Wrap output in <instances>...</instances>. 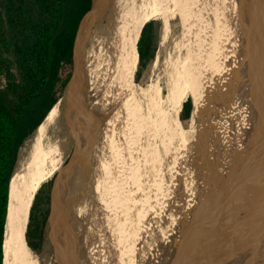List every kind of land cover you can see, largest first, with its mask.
I'll list each match as a JSON object with an SVG mask.
<instances>
[{
    "label": "bare ground",
    "instance_id": "obj_1",
    "mask_svg": "<svg viewBox=\"0 0 264 264\" xmlns=\"http://www.w3.org/2000/svg\"><path fill=\"white\" fill-rule=\"evenodd\" d=\"M185 1L187 0H109L108 5L103 9V11L92 18L86 26V29L88 27L89 29H85L82 48L78 56L79 74L77 99L80 100V104L78 102L77 105L75 102L72 106V104L68 105V102H66L65 99H58L57 103L48 112L42 123L34 130L30 137L26 139L19 149L17 165L13 171L9 186L8 212L3 243V264H36L25 253V251L32 253L24 236L31 200L38 186L46 181L63 162L72 143L68 134H74L75 137L78 133V126L80 122L84 123L87 120L86 117L89 120V117L92 114L100 111V116L97 121H94L95 117H92L91 119V122L93 121L91 124L95 126L97 133L95 136L96 139H94V146L91 151L92 153H90V157L92 156V159L95 158L94 156H97L94 161H99L97 162V166L99 167L97 171L100 173L105 171L102 166L105 167V165H108L106 164L107 161H105L107 160L106 149H109L111 154H115L116 150L119 151L121 149H123V153H130L132 152V149L138 150V146L135 145L136 143L134 141L136 138L138 140L141 136H139V129L141 130L140 127L142 125V121L144 122L145 120V124L146 121H149L147 126L150 127L151 122L154 123L158 118H160L157 115L160 109L154 110L149 108V111L144 109L147 105H149L148 99H151L150 96H152V93L147 96V91H141L139 87L135 90H130L128 93L126 91L128 83L131 86L133 85L132 79L138 60L136 44L139 39L140 31L144 24L150 19L155 18L160 14H164L165 21L163 26L165 31L163 34L165 36L168 26L167 19L169 12L175 10L173 8L178 6L179 12L183 15L186 6L183 8L181 4ZM215 1L216 3H219L220 6L221 4L227 5L226 10L224 11H222L223 6L220 7V13L222 15L226 11V13H228L230 24L234 26L233 31H235V33L231 38H233V40L235 39L233 43H235L236 52L233 55L234 62L232 63L235 70L233 71L231 67L232 73L236 75L243 67V71H246L245 67H251V69L248 73H246L248 77L246 83H244L246 77L242 74L243 78L241 75L238 79L239 85L233 83L234 85L231 86L229 94L228 90L223 89V86H221L223 91H219V102L224 104V99H228L229 101V105L227 107L228 109L223 107L227 112L224 125H220L218 118V122L213 127H209L208 129L206 127L203 132L200 131V154L203 152L205 157L209 155V159L205 162L201 160L200 163L201 172L199 180L201 183L200 181L198 182L200 183L199 192H197V190L196 195L194 194L190 197L187 196L189 199L187 198L188 200L184 203L180 201L182 203L180 204L181 206L174 205L175 201H173V208L168 209L167 213L164 212L165 215L163 213L164 216H162L161 219L157 213H152L154 212L153 210L147 216L144 214L145 211H143V208L145 207V204L149 203L151 205L152 200L150 198L148 200V197H150V192H152V190L143 187V189L137 188L136 183L132 180L133 177H135V173L131 175L133 173L131 171V174H129L131 176L128 178H131L130 181L134 188L131 190V194L129 193L128 195L136 197L132 199L135 202L133 204L134 210L132 209L131 214L129 213L130 209H127L126 219L130 217V220L128 219L127 221H130L129 223H131L134 228L131 229V233L130 229L129 232L126 231L127 236H125V238L128 239L125 241L122 228V226L124 227V223H122V220L118 223L117 218L120 214L119 211L125 212L123 205L122 207L120 206L121 203L119 205V201H121L119 199V191L115 185H112L113 188L109 187V183L113 180L108 183L101 175L98 177L99 179L96 180V174H94L95 168L91 167L90 171L83 168L86 161H89L87 164L91 163V161L88 160L90 158L89 155H84L85 152L83 148V156L80 157L78 164L68 172L65 182L63 183V186H61L60 198L53 201L55 216L49 226L50 241L48 245H53L54 248L52 249L55 250L54 253L56 252L54 256L61 264H98L97 261H99V264H167L176 251L177 246L186 236L197 217L206 218L212 215V217L215 218L217 225L225 223L229 219L227 218L228 216L224 217V212L225 210H230L231 208V200H229L230 191L233 189V184L237 183L242 184V186L240 185L242 192L248 191L245 194L243 193L244 195L238 199V202L242 204V206L236 207V213L233 215V217L237 220L231 222L232 225L229 228V233L224 231V233H222V238L219 234L220 238L216 239L215 248H213L214 251L208 261L207 259L205 260V263L264 264V213H262L261 210V214L258 215L259 212L256 210L257 206L255 205L257 200L254 198L260 195L257 184L264 180V29L259 19V11L257 10L255 0ZM204 5H206V3ZM205 21L207 22L206 19ZM187 26L188 25H186V28ZM182 31L184 32V30ZM180 39L181 38H179V40ZM198 41H200V39ZM243 41L245 45L240 47V44L238 43H242ZM192 42H194V40L187 42L188 48L186 47V52L179 54L176 57V59H178L177 62H174V64H171L169 69L165 70L168 72H166V85L170 95L168 102L171 104L170 106L171 109H173L174 116H177L176 107L178 109L180 107H178L177 104L180 102L187 90L192 93V102L194 104L192 115L194 118L200 115L199 111L202 110L200 105L205 98L204 96H200V88H204L201 83L203 82L204 84H208L207 79L203 80V76L200 74V43L198 42V45L194 46L196 42L193 44ZM176 47L178 48V45ZM181 48L183 49L184 47L181 46ZM177 50H180V48ZM250 53H252V55H250ZM205 56H207V54ZM111 69L113 70L108 74ZM212 84L216 85V83H210L208 85L209 88L211 86V90H214ZM240 84H243L244 86L241 87ZM205 87L206 90H208L206 84ZM233 89L238 92L236 96H231ZM244 95L246 103L245 111L243 109H239V113V111L234 110L235 107L233 104H235L236 99L242 100ZM123 96L125 97L123 98ZM207 96L210 97L208 94ZM82 100H85L86 102V113H84L85 105L82 104ZM155 103H157V100ZM114 106L116 107L113 108ZM145 110L147 113L145 114V112H143L144 114H141V112ZM151 111L152 113L155 112V114H151ZM219 111H222V109ZM174 116L173 120L175 122ZM219 116L223 118V113ZM145 117H148V120L147 118L145 119ZM201 118L202 117H200L199 120H202ZM237 118L238 120L240 118L239 122ZM104 119H108L110 122L108 125L109 127L106 125L108 128H106L107 137L105 136L106 140L108 139L109 141L108 146L105 145V142L107 141L105 140L104 142V136L103 133H101L102 127H99V121L105 122L103 121ZM159 125L162 126L161 124ZM165 128L168 129V127ZM143 129H147V127H144ZM125 130H128L127 134H129L127 135V140L131 139L129 143L124 139V137V140L121 141L122 144L117 141L119 146H117V148H112L110 145L111 138H115V136L118 138L122 135L121 133L124 134ZM92 132H94V129ZM208 134H211V138H207L206 135ZM167 135L169 134L166 133V136ZM186 136L188 137V135ZM155 138H157V136ZM163 138L169 139V137L165 136ZM184 139L185 135L183 140L178 141L180 147L184 146ZM83 140H85V138H83ZM170 140L172 141V139H169V141ZM150 141H148L149 145L151 144ZM164 141L167 144L168 141ZM130 142L133 144H130ZM141 142L143 143L142 140ZM163 142L161 141V143ZM209 142L214 145L212 149L208 144ZM82 143L81 146L84 145ZM121 146H124L125 148ZM206 146H208V149H206ZM157 149H159V147ZM123 153L120 152V154ZM132 153L134 154V152ZM133 154L131 155L133 156ZM114 158H116V156ZM139 158L137 159L139 160ZM202 158L205 159L203 156ZM127 161L131 162V160ZM134 161L136 162L135 159H132L133 163H135ZM235 162L237 165L239 164V166H241V170L236 175L235 179L231 181L233 179L231 177L236 173L237 169V167L235 169L234 166ZM133 163H131V165ZM177 165L178 167L182 166V163H177ZM97 166L95 167L97 168ZM130 167L132 169V166ZM204 168L206 169L203 170ZM158 169L162 170L163 173H166V170H169L160 167ZM176 169L177 167L175 165V170ZM125 170L126 169L124 168V173ZM113 171L110 172L113 173ZM204 172L205 177L203 176L204 178L202 179ZM111 175L109 174L108 176L111 177ZM191 175H193V173ZM151 176L153 177V175ZM161 176L162 175H160V177ZM112 177H115L114 179H116L115 175ZM169 178L170 176L168 175L166 181L170 182ZM107 179L110 180L109 178ZM151 182L153 186L154 180ZM141 184L142 183H140V185ZM116 185L118 184L116 183ZM147 186H149V184ZM189 186L191 185L189 184ZM185 187L187 188L186 185ZM216 189H218V191ZM220 189L222 192L218 195ZM215 190L217 191L216 193ZM123 192L124 194H127L125 191H122V193ZM178 192L180 191L178 190ZM178 192L176 191V193ZM126 197L127 195L121 197V199ZM129 200H131L130 197ZM244 200H246V202L249 200V203L245 202L244 204L242 202ZM164 201H166V198H164ZM123 203H125V201H122V204ZM160 203L156 205L159 206ZM162 204L165 206V203ZM160 208L158 211L163 212ZM214 211L215 213L218 212L219 216H214ZM139 213L143 214L146 223L145 225H142L143 222L140 223V219H138L139 216L137 215ZM246 214H248L249 218L247 217V219H244ZM135 217L138 218L136 219ZM153 219H155V222ZM151 221L156 224V231L150 230L153 223ZM147 223H149V225H147ZM129 226L130 224L126 225L127 229ZM121 239L124 240L125 245L120 244L118 251L114 254L111 245L113 243H115V245L117 243L119 244Z\"/></svg>",
    "mask_w": 264,
    "mask_h": 264
},
{
    "label": "rangeland",
    "instance_id": "obj_2",
    "mask_svg": "<svg viewBox=\"0 0 264 264\" xmlns=\"http://www.w3.org/2000/svg\"><path fill=\"white\" fill-rule=\"evenodd\" d=\"M205 1H207V0H187V1H185L183 4H181L183 8H185V6H186V9H184L185 11L183 12V15H182L181 12H179L178 6H176V8H173L175 10H172L168 14V19H167V25H168L167 26V29L168 30L166 29L165 36L163 34V32L165 31L164 30V26H163L164 25V21H165L164 20L165 19L164 14H160L157 17L152 18V19L149 20V21H155L154 32H153V34H154V43H155L154 53H153V56L150 59H148L144 64L140 63L139 59L137 60L136 69L134 70L133 79H132V84L133 85L131 86L128 83V86H127L128 88H127L126 91L128 93L130 90H135V89H137V87H139V89H141V91H145V92L147 91V96L150 93H152V96H150L151 97L150 100H152V101H150L148 99V102L149 103L148 102L147 103L149 105H147L144 109H146L147 111H149V108L150 109H154V110L160 109V111L158 112L159 114L157 113L158 117H160V118L157 117L158 118L157 121H155L154 123L151 122L150 123V127L147 126L149 124V121H146V124H145V120H144V122L142 121V125H145V126H142L141 125V121H140V125H141L140 128H141V130L139 129L140 132L139 131L138 132H139V136L140 135L141 136L139 137L138 140L136 138L135 141H134L136 143L135 145L138 146V148L136 146V148L138 150L132 149V152H134V154L135 153H137V154L134 155L132 152H130V153L125 152L126 153L125 154L122 151L123 149H121L119 151L121 153H123V154H120V152L116 150L115 151V154L113 153L114 154L113 155V154L110 153L109 149L108 150L106 149V154H107L106 155V159L107 160H105V161H107L106 164H108V165H105V167L102 166L103 170H105V171H103L101 173L99 171H97V169L99 168L97 166V164H98L97 162H99V161H97V162L94 161L97 156H94L95 158L92 159V156L90 157V154H89V157L90 158L88 157L89 158L88 160L91 161L90 164H92V165L87 164V163H89V161L88 162L86 161L85 162V165L83 167L84 169H88L89 171H90V168L91 167L95 168L94 174H96V177H97V178L95 177L96 180L99 179L98 177H100V175L108 183L111 182V180H113V181L115 180L114 181L115 183L113 181L111 183H109V185H110L109 187H112L113 188L114 185L117 187V189L119 191V194H120V198L119 199L121 200V201H119V205L121 203L120 206L122 207V205H123V208L125 209V212L119 211L120 214L117 217L118 218V223H120L121 220H122V223H124V227L122 226V228H123V237L124 238H125V236H127L126 235L127 234L126 231L129 232V229H130V233H131L132 232L131 229L134 228L131 225V223H129L130 221H127L128 219L130 220V217L128 219H126L127 209H130V212L129 213L132 214L133 204L135 203L132 199L136 197V196L134 197L132 195H128L129 193L131 194V192H132L131 190H133V188H134L133 185L131 184V181H130L131 178H128V177L131 176V175H133L135 173L134 174L135 177H133L132 180H134V183H136V187L139 188V189H141L143 187V188H147L149 190H152V192H150V197H148V200H149V198L152 200L151 205L149 203L148 204H145V207L143 205V207H144L143 208V211H145L144 214L147 215V216L153 210L154 212H152V213L153 214L154 213H157V215L160 216V219H161V217L164 216L165 213H167V210L168 209L173 208V206H172L173 205V201H175L174 202V205L181 206L180 204L186 202V200L189 199L187 196L190 197L191 195L192 196L194 194L196 195V191L198 190L197 192H199V190H200L199 187H200L201 181L199 179H200V172H201L200 171L201 170L200 169L201 160L205 162L206 160L209 159V155L205 157V154L203 152H202V154H200V133L203 132V130L206 129V127H207V129L209 127H213L218 122L217 121L218 118H219V121H220L219 122L220 125H224V120L226 118L225 116H227V112L224 110L223 107H225V109H228L227 107L229 105V101H228V99H224V102L225 103L224 104H221L219 102V97H218L219 96V91L222 92L223 89H227L228 90V94H229V90H230L231 86L234 85L233 83H235L236 85H239L238 84V79L240 78V76L242 74H244V77H246L244 83H246V81L248 80V77H247V74L246 73H248L250 71L251 67H248V68L245 67V70L246 71H243V69H244V67H243L236 75H234L232 73V70L233 71L235 70V68H233L234 66H232V63L234 62V56L233 55L236 52V49H235L236 47H235V43H233V41L235 39L233 40V38H231V37L234 35L235 31H233L234 30V26L230 24V21L228 19V13H226V11L222 15L220 13V10H221L220 7L223 6L222 11H224V10H226L227 5H224V4L222 5L221 4V6H220L219 3H216L215 0H208L207 2H205ZM221 1H223V0H221ZM205 3H206V5H204ZM213 5H215V6H213ZM205 12H206V14H205ZM205 19L207 20V22L205 21ZM200 22L203 23V24H201ZM205 24H206V26H205ZM207 24H208V26H207ZM211 24H212V26H211ZM186 25H188L187 28H186ZM180 28L182 30H184V32ZM198 28H199V30H198ZM195 30H197V31H195ZM167 31H168V33H167ZM161 34H163V35H161ZM198 35H200V36H198ZM139 37H140V35H139ZM161 37H162V39H161ZM179 38H181L180 40L183 43L180 42ZM199 39H200V41H198ZM192 40H194V42H196L194 44V46H197L198 45V42L200 43V53H201L200 54V72L201 73L200 74L203 76V80H206L207 79L208 84H210V83H216V85L215 84H212V86L214 87V90H211V86L209 88V85L207 83H205L206 86H207V88H208V90H206L205 84L203 82L201 83L202 87H204V88H200V96H204L206 99L204 98L203 101L205 100L204 101L205 103L202 101V103L200 105L201 106V109H202L201 111H199L200 112V115L196 116L195 118L193 117L192 113H193V109H194V104L192 102V96H191L192 93H191V91H188L187 90L185 92V94L183 95L182 99L180 100V102L178 103L179 105L177 104V106L178 107L180 106V107H179V109L176 107V109H177V116H174L173 115V109H171V106H170L171 104H170V102H168V98L170 96L169 95V91H168V87L166 85V74L168 72L165 71V70L169 69V67L171 66V64H174V62L175 63L177 62L178 59H176V57L179 54H181L182 52H186V47L188 48V45H187L188 43L187 42L188 41L191 42ZM162 42H163V44H162ZM194 42H192V44ZM182 44H184L185 46L182 45ZM238 44H240V47H243L245 45L244 41L242 43H238ZM177 45H178V48H180V50H177L178 49L176 47ZM181 46L184 47V48L182 49ZM190 49H192V48H190ZM177 52H178V54H177ZM202 52H203V54H202ZM171 53H172V55H171ZM206 54H207V56H205ZM250 55H252V53H250ZM251 58H253V57H251ZM219 66H220V68H219ZM231 67H232V70H231ZM72 69H73V64H72ZM71 73H72V70H71ZM195 75H197V74H195ZM242 78H243V75H242ZM194 85H196V84H194ZM221 86H223V89L221 88ZM240 86L242 87L244 85L243 84H240ZM240 91H242V90H240ZM63 93H64V89H63L62 93L60 94V98L63 95ZM206 93L210 97H208ZM237 94H238V92L235 89H233V93L231 94V96L232 95L236 96ZM124 97L125 96H123V98ZM207 97H208V100H207ZM155 99L157 100V103H155V101H156ZM187 99H190V101H191V109H190L189 116L185 117L184 116V112H183L182 105H183V103ZM237 101H239V102H237ZM242 103H243V106H242ZM160 104H162V105H160ZM167 104H168V106H167ZM165 106H167V107H165ZM233 106L235 107L234 110L235 111H239V113H240V110H242V109L245 111V106H246V103H245V95L242 97V100L236 99L235 100V104H233ZM115 107L116 106H114L113 108H115ZM159 107H161V108H159ZM220 109H222V111H219ZM146 110L145 111H142L141 114L143 112H145V114H146L147 113ZM150 113L151 114H155V112L152 113V111ZM222 113H223V118H221V116H219ZM163 114H164V116H163ZM99 116H100V111L99 112H95V114H92L90 117L88 116L90 118L89 120L87 119L88 121L86 120L84 123L83 122H80L79 123L78 133L75 136V138H78L79 144L84 141L82 143V144H84V145H82L83 148L88 144L89 136H90V134L93 133L92 132L93 129H94V132L96 131L95 126H93V124H91L93 122V121L91 122V119H92V117H95L94 121H97L98 118H99ZM173 116L175 117V122L173 120ZM216 116H219V117H216ZM168 117H170V118H168ZM200 117H202L201 118L202 120H199ZM146 118L148 120V117H145V119ZM107 120L104 119L103 121H105V122L99 121V127L100 128L102 127V130H103V132L101 130V133H103L104 142H105L106 137H107V134H106L107 129L106 128H108L109 127L108 125L110 124L109 120L108 121ZM203 120H205V121H203ZM237 120H238V118H237ZM239 120H240V118H239ZM239 120H238V122H239ZM165 121H166V123H165ZM90 124L92 125V127H91ZM104 124H105V126H104ZM153 124H154V126H153ZM159 124H161L163 127L164 126L165 127H168V129H166L165 127L163 128ZM106 125L108 127H106ZM155 125H156V127H155ZM144 127H147V129H143ZM157 127H160V128H157ZM201 128H203V129H201ZM164 129H165V132L167 134H169L170 136L169 135L166 136V133L164 132ZM172 129H174V130H172ZM160 131L162 132L163 135L161 134ZM167 131H169L171 133H169ZM185 132H186V134H185ZM127 133H128V130H125L124 134L121 133L122 135H120L118 138L116 136H115V138H111V140H110V142L112 143V144L110 143L111 147L112 148H114V147L117 148V146H119V143H121V141L124 140V139L129 143V141L131 139L130 140H127V137H128L127 135H129ZM145 133H146V135H145ZM184 135H185V139L184 140H185L186 143L184 142V146L180 147L178 141L183 140ZM186 135H188V137ZM152 136H154V137H152ZM156 136H157L158 139L155 138ZM164 136L165 137H169V139H172V141L170 140L171 141L170 142L169 139L163 138ZM206 136H207V138H211V134H208ZM82 137L85 138V140H83ZM86 137H87L88 140L86 139ZM150 137H152V138H150ZM120 138H121V140H120ZM147 139H148V141H150V139H151V141H153V139H154V141H153L154 143L150 141L151 144L149 145ZM141 140L143 141V143L141 142ZM164 140H167L168 141L167 144H166V142ZM106 141L107 142H105V145L108 146V143H109L108 139ZM161 141L162 142L164 141V142L161 143ZM158 142L160 143V145H159ZM130 144H133V143L130 142ZM165 144H166V146H165ZM208 144L210 145V148L212 149L214 145L211 144L210 142ZM178 145H179V147H178ZM74 146H75V143H74V141H72L71 146H70V149L68 150V152H67V154H66L63 162L61 163V165L54 171V173L46 181H44L43 183H41L38 186V188L36 189V191H35V193H34V195L32 197V200H31V205H30V208H29V215H30V211L32 209L33 210V214H34V222H35V224L41 225V229H42V241H41V246L39 247L38 251H35V250L31 249L28 246L30 248V250L32 251V253H29L28 251H25V253L36 264H37V261H38V257H39L38 264H61L60 261H57L58 259H56L55 256H54L56 252L54 253L55 250L52 249V248H54L53 245L52 244L48 245L49 244V241H50V239H49V226H50V223L53 221L54 216H55L54 203H53V206H52V190H53V184H54V181H55V179L57 177L58 172L60 171V169L62 167H64L65 165H67L69 159L71 158V155L73 153ZM146 146H148V147H146ZM121 147L125 148L124 146H121ZM158 147H159V149H157ZM207 147L208 146H206V149H208ZM139 148H141V149H139ZM166 149H167V151H166ZM144 151H146V152H144ZM170 151H171V154H170ZM84 152H85V150H84ZM156 152H157L158 155L156 154ZM93 153H95V152H93ZM151 153L152 154L154 153V154L152 155ZM207 153H208V151H207ZM131 154H133V156ZM154 155H155V158H154ZM115 156H116V158H114ZM117 156H120V157H117ZM202 156L205 159H203ZM124 157L127 158V159H125ZM131 157H132L133 160L134 159L136 160V162L134 161L135 163L132 162ZM196 157H197V159H196ZM118 158H119V160L121 158L122 159L119 161ZM137 158H139V160ZM115 159H117V160H115ZM127 160H131V162L130 161H127ZM17 161H18V156H17ZM169 161H171V162H169ZM179 161L182 163V166H179L178 167L177 163L179 164L180 163ZM185 161H186V163H185ZM113 162H115V163H113ZM128 162H130V163H128ZM131 163L137 164V165H133V164L131 165ZM16 165H17V162H16ZM16 165H15V167H16ZM127 165H128V167H127ZM175 165L177 167L176 170H175ZM95 166H97V168ZM130 166H132V169H131ZM136 166L139 167V168H137ZM234 166H235V169H236V167H237V169H236V173L233 174V176L231 177V178H233L231 181H233L235 179L236 175L241 170L240 169L241 166H239V164L237 165L236 162L234 163ZM108 167H109V169H108ZM135 167H136V169H135ZM159 167L160 168L169 169V170H166V173L164 172L165 173L164 174L162 172V170H159L158 169ZM124 168L126 170L128 168L127 172L125 170V173H124ZM151 168H153V169H151ZM201 168H202V166H201ZM113 169H114L115 173H114ZM205 169L206 168H204L203 170H205ZM89 171H88V173H89ZM110 171L111 172L113 171V173H111ZM131 171L133 172L132 174L130 173ZM168 171H170V172H168ZM68 172L67 173H64V176H62L59 184L55 188L54 198H53L54 200L53 201H55L57 198H60L61 186H63V183L65 182L66 177L68 175ZM168 173H170V174H168ZM192 173H193V175H191ZM109 174L110 175L113 174V175H111V177H109L108 176ZM129 174H131V175H129ZM166 174H168L170 176V178H169V181L170 182L166 181V178L168 177V175H166ZM104 175H105V177H104ZM114 175L116 176V179H114L115 177H112ZM151 175H153V177ZM160 175H162V176L160 177ZM203 176L205 177V172L202 175V179L204 178ZM140 177L141 178L143 177V178L141 179ZM174 177H175V179H174ZM107 178H109L110 180H108ZM138 179L139 180L141 179V180L139 181ZM186 179H187V181H186ZM118 180H120V181H118ZM152 180H154L153 186H152V182H151ZM123 181H124V183H123ZM182 181H183V183H182ZM199 181H200V183H198ZM116 183L118 185H116ZM140 183H142V184L140 185ZM147 183L149 184V186H147L148 185ZM165 183H166V186H165ZM186 183H188V184H186ZM189 184L191 186H189ZM150 185L152 186V188H151ZM185 185L187 186V188L185 187ZM182 186H184V187H182ZM188 188H189V190H188ZM126 189H127V191H126ZM185 189H186V191H185ZM178 190L180 192H178ZM220 190L218 192V195L222 192ZM122 191H125L127 194H124V192L122 193ZM176 191L178 193H176ZM182 191H184V192H182ZM163 192H164V194H163ZM125 195H127V197L124 198L125 200L124 199H121V197H123ZM134 195H135V193H134ZM176 195H178V196H176ZM129 197H130L131 200H129ZM142 197H143V195H142ZM180 197L182 199H184L186 197L184 199L185 201L182 200ZM164 198H166V201H164ZM122 201L123 202L125 201V203L122 204ZM159 203H160V205L157 206L156 204H159ZM162 203H165V206H163ZM161 206H163V207H161ZM159 208L163 212L158 211ZM164 208H166V209H164ZM163 213H164V215H163ZM29 215H28V221H27L26 231H27L28 223H29ZM137 215L139 216V218L138 217L137 218L140 219V223L143 222L142 225H145L146 223H145V218L143 217V214L142 213H139ZM155 219H153L154 222H155ZM125 221H126V223H125ZM153 221H151V222H153ZM157 221H156V223H157ZM159 221H161V220H159ZM167 221H168V218H167ZM154 222L152 223V226H151L150 230H155L156 231L157 226H156V224ZM129 224H130V226L127 229L126 225H129ZM147 225H149V223H147ZM32 228H34V226ZM26 231H25V235L24 236H26ZM127 239L128 238H125L124 240L126 241ZM25 241H26V237H25ZM111 247H112V251H113L114 254L119 249L118 243L116 245H115V243H113L111 245Z\"/></svg>",
    "mask_w": 264,
    "mask_h": 264
},
{
    "label": "trees",
    "instance_id": "obj_3",
    "mask_svg": "<svg viewBox=\"0 0 264 264\" xmlns=\"http://www.w3.org/2000/svg\"><path fill=\"white\" fill-rule=\"evenodd\" d=\"M90 6L91 0H0V264L9 182L19 149L69 81L76 32ZM154 26L155 21L145 23L137 42L142 64L154 53ZM182 108L189 116L190 99ZM25 237L38 251L42 229L32 209Z\"/></svg>",
    "mask_w": 264,
    "mask_h": 264
},
{
    "label": "water",
    "instance_id": "obj_4",
    "mask_svg": "<svg viewBox=\"0 0 264 264\" xmlns=\"http://www.w3.org/2000/svg\"><path fill=\"white\" fill-rule=\"evenodd\" d=\"M108 3H109V0H91L90 9L85 13V15L82 17L79 23L76 36H75V40H74V45H73V53H72L73 69H72L71 77L64 88L63 95L61 96V98H59L61 100L65 99V101L68 102V105L72 104L73 106L75 102L78 105V102L80 101L77 99L78 74H79L78 56L82 48V41L84 38V32H85L86 26L89 24L92 18H94L96 15L100 14L103 11V9L108 5ZM255 3H256L257 10L259 11V19H260L261 25L264 29V0H255ZM82 104L85 105L84 113H86L87 106H86L85 100H82ZM86 119L88 118L86 117ZM96 133L97 132L95 131L92 134H90L88 144L84 147V150H85L84 155L86 156L92 153L91 151L94 146V139H96L95 137ZM68 136L70 137L71 141H74L75 146H74L71 158L69 159L67 165H65L64 167L60 169L54 181L53 190H52V206H53V200H54L53 199L54 191L57 185L59 184L62 176H64V173H67L69 170L74 168L80 161V157L83 156L82 155L83 146H81V143L79 144L78 138H75L74 134H68ZM240 185L242 186V184L240 183L233 184L232 186L233 189L230 191L229 200H231V208L230 210H225L224 212L225 214L224 217L228 216L227 218L229 219L225 223L217 225L215 222V218H213L212 215L206 218L197 217L195 222L192 224V227L187 232L186 236L182 239L180 244L177 246L176 251L174 252L170 261H168L167 264H206L205 260L208 257H210L212 255V252L214 251L213 248H215L216 239H219L220 235L222 238L223 236L222 233H224V231L229 233V228L232 225L231 222L234 220H237L233 217V215H235L234 213H236V209H237L236 207L242 206V204L238 202V199L248 192V191L242 192L240 189ZM9 186H10V182H9ZM257 187H258V192L260 193V195L258 196L256 195L258 198L257 197H254V198L257 200L255 202V205L257 206L256 210L259 212L258 215H260L261 210H262V213H264V180H262L259 184H257ZM216 190L218 191V189ZM216 190H215V193L217 192ZM249 200H247V202L246 200L242 202L244 204L245 202L249 203ZM7 212H8V208H7ZM213 215L219 216V213L216 212ZM247 217H248V214H246V217H244V219H247Z\"/></svg>",
    "mask_w": 264,
    "mask_h": 264
},
{
    "label": "flooded vegetation",
    "instance_id": "obj_5",
    "mask_svg": "<svg viewBox=\"0 0 264 264\" xmlns=\"http://www.w3.org/2000/svg\"><path fill=\"white\" fill-rule=\"evenodd\" d=\"M88 29H89V27H88L86 30H88ZM112 70H113V69L109 70L108 74H109ZM122 240H123V239L120 240L118 246H120V244H121V245L124 244V240H123V241H122ZM124 245H125V244H124ZM120 257H121V256H120ZM120 257H119V258H120ZM119 258H118V259H119ZM208 259H209V257L207 258V261H208ZM207 261H206V262H207ZM97 262H98V264H99V261H97Z\"/></svg>",
    "mask_w": 264,
    "mask_h": 264
}]
</instances>
